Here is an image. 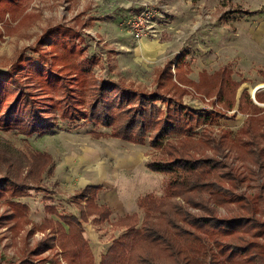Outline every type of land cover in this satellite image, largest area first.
I'll return each mask as SVG.
<instances>
[{"label": "rangeland", "instance_id": "374dc122", "mask_svg": "<svg viewBox=\"0 0 264 264\" xmlns=\"http://www.w3.org/2000/svg\"><path fill=\"white\" fill-rule=\"evenodd\" d=\"M20 3L21 8L12 15L14 4L6 2L8 13L4 21L0 20L2 74L10 70L20 51L35 44L47 28L62 24L80 29L85 36L87 55L100 57L94 68L99 80L112 86L124 84L137 94H146L144 97L160 98L156 106L164 113L172 98L156 91V75L169 61L175 72L183 53L193 81H199L202 72L213 74L227 66L234 79L243 83L235 93L232 110L217 103L215 96L187 88L182 101L189 108L183 106L184 109L193 116L199 113L215 118L199 123L194 132H188L189 136L171 134L174 136L158 149L151 145L154 131L148 132L144 144H139L110 137L111 128H97L85 120L69 124L57 119V129L44 135L27 136L0 128V177L9 174L24 187H30L32 194L13 200L28 205L31 223L18 234L7 230L8 227L0 228V264H17L27 243L34 245L44 239L45 233L31 231L45 218L58 220L46 211L49 204L60 213L79 217L86 202L77 206L74 196L86 186L100 185L103 189L96 203L111 208L110 218L102 221L89 214L83 223L94 262L99 264L102 254L125 229L118 221L136 212L142 217L138 199L147 194H164L170 175L147 167L153 162L184 165L191 158L194 160L191 163L198 165L211 157L214 160L209 166V183L213 181L224 189L221 197L227 189L228 195L235 198L246 195L258 213L248 215L236 205H229V209L224 205L215 207L208 192L203 193V199L195 193L191 196L210 210L214 208L217 216L227 215L230 210L232 216L236 212L248 215L249 219H256L251 231L262 230L264 167L254 161L264 146V103L256 100L258 92L264 93V0H20ZM27 50L28 57L36 58ZM20 76L26 81L24 74ZM258 87L253 94L252 89ZM245 92L255 106L246 95L241 100ZM194 123L192 120L183 125L188 129ZM260 131L262 138L258 135ZM231 134H235L236 140ZM223 141L227 142L226 147L215 151L214 147L221 146ZM173 143L178 145L173 147ZM205 143L213 149L205 148ZM188 144H196L199 150L188 153ZM8 208L7 201L0 200V215ZM93 210L90 207L86 212ZM188 211L197 216L210 212L196 208ZM256 241L264 246V237ZM61 252L59 261L67 264ZM56 253L53 249L45 256L56 259ZM252 264H264V260L260 258Z\"/></svg>", "mask_w": 264, "mask_h": 264}, {"label": "trees", "instance_id": "16d2710c", "mask_svg": "<svg viewBox=\"0 0 264 264\" xmlns=\"http://www.w3.org/2000/svg\"><path fill=\"white\" fill-rule=\"evenodd\" d=\"M6 2L14 4L11 5L12 15L21 8L20 0H0L1 21L8 13ZM27 49L36 58L28 57ZM186 59V53H183L175 72L171 61L157 72L156 91L169 94L172 98L164 113L156 106L160 98L151 97L153 95L144 97L147 95L137 94L124 84L112 86L99 80L94 68L100 63V57L87 55L85 36L80 29L62 24L51 26L35 44L20 51L9 71L0 73V128L16 130L27 136L44 135L57 129V119L69 124L85 120L97 128H111L110 137L139 144H144L148 132L154 131L151 145L161 148L165 140L174 136L171 134L189 136L188 132H194L193 128H197L199 123L215 118V115L199 113L193 116L184 109L186 105L182 96L187 93V88L209 97L215 96L217 103L232 110L236 104L235 93L243 83L234 79L233 71L227 66L213 74L202 72L199 81L195 82L189 78L191 71L185 66ZM20 74H24L26 81L21 80ZM263 94L258 92L256 100L264 103ZM245 95L255 106L247 92L242 94L241 100ZM241 100L238 105L240 110L243 106ZM159 113L162 116H158ZM192 120L196 124L184 128L183 124ZM258 135L263 137L261 131ZM231 136L236 140L235 134ZM173 144V147L178 145ZM226 144V141L221 146L217 144L215 151L224 149ZM195 145L188 144V153L199 150ZM243 145L250 146L249 143ZM205 148L203 151H206ZM208 148L213 149V146L209 144ZM213 160L208 157L198 165H193L191 158H187L184 165L149 163L147 167L151 170L170 175L165 192L162 196L147 194L138 199L142 217L136 212L118 221V225L125 229L102 254L99 264H252L260 258L264 260V246L256 241L264 237V224L261 225L262 230L256 227L257 231H251L256 219H249L248 216H255L258 209L253 207V201L246 195L238 198L229 196V189L221 197L224 189L208 181L211 175L209 166ZM262 160L264 146L257 152L254 162L264 167ZM24 185L9 174L0 177V200L9 204L7 212L0 215V228L8 227L7 230L13 234L20 233L31 223L28 205L13 201L32 196L30 187ZM102 189L100 185H89L74 196L75 205L81 207V202H86V208L81 207L79 217L60 213L49 204L46 211L58 220L48 217L39 226H34L32 233L39 231L46 236L34 245L27 243L17 264H61L60 250L67 264H95L83 223L88 220L89 214H95L102 221L110 218L111 208L96 203ZM205 192H208L211 201L214 198L215 207L224 205L229 209V205H236L248 215L236 212L232 216L230 210L227 215L217 216L214 208L210 210L191 196L195 193L203 199ZM90 207L94 210L87 213L86 209ZM189 208L210 212L207 216H197L189 213ZM53 249L57 252L56 259L51 255L45 256ZM247 254L250 255L242 259Z\"/></svg>", "mask_w": 264, "mask_h": 264}, {"label": "bare ground", "instance_id": "6f19581e", "mask_svg": "<svg viewBox=\"0 0 264 264\" xmlns=\"http://www.w3.org/2000/svg\"><path fill=\"white\" fill-rule=\"evenodd\" d=\"M261 88H262V87H261ZM255 90H256V89H254V88L252 89V93H253V94L255 93Z\"/></svg>", "mask_w": 264, "mask_h": 264}, {"label": "water", "instance_id": "95a60500", "mask_svg": "<svg viewBox=\"0 0 264 264\" xmlns=\"http://www.w3.org/2000/svg\"><path fill=\"white\" fill-rule=\"evenodd\" d=\"M259 89V87L258 88H256V90H255V93H256V91Z\"/></svg>", "mask_w": 264, "mask_h": 264}]
</instances>
